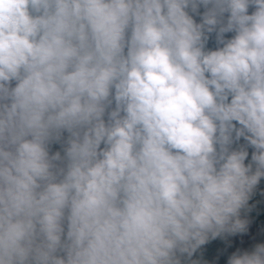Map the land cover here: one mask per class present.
<instances>
[{"label":"clouds","instance_id":"9594fccd","mask_svg":"<svg viewBox=\"0 0 264 264\" xmlns=\"http://www.w3.org/2000/svg\"><path fill=\"white\" fill-rule=\"evenodd\" d=\"M257 218L264 0H0V264H264Z\"/></svg>","mask_w":264,"mask_h":264},{"label":"rangeland","instance_id":"374dc122","mask_svg":"<svg viewBox=\"0 0 264 264\" xmlns=\"http://www.w3.org/2000/svg\"><path fill=\"white\" fill-rule=\"evenodd\" d=\"M59 148H60L59 144H55V143H54V144L51 146V149H50V150H51V151H56V150H59ZM252 227H253L254 229H256L257 231H260L261 229H264V225H263L262 223H256V222H253ZM219 246H220V241H219V240H217V241H213L212 243L206 245L205 248H204L202 251L204 252L206 249H208L209 252L206 253V254H204V258H209V257L211 256L212 252H213L217 247H219ZM193 258H194V259L197 258V257H196V254H194Z\"/></svg>","mask_w":264,"mask_h":264},{"label":"trees","instance_id":"16d2710c","mask_svg":"<svg viewBox=\"0 0 264 264\" xmlns=\"http://www.w3.org/2000/svg\"><path fill=\"white\" fill-rule=\"evenodd\" d=\"M254 222H256V223H262V224L264 225V220H261V219H259V218L255 219ZM208 252H209V250L206 249V250L204 251V254H206V253H208Z\"/></svg>","mask_w":264,"mask_h":264}]
</instances>
